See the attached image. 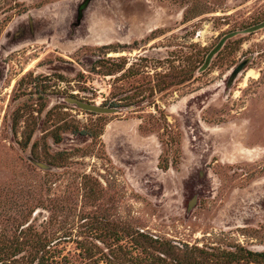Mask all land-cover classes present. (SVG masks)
Returning a JSON list of instances; mask_svg holds the SVG:
<instances>
[{
  "label": "rangeland",
  "instance_id": "obj_1",
  "mask_svg": "<svg viewBox=\"0 0 264 264\" xmlns=\"http://www.w3.org/2000/svg\"><path fill=\"white\" fill-rule=\"evenodd\" d=\"M263 24L264 0H0V264L264 251Z\"/></svg>",
  "mask_w": 264,
  "mask_h": 264
},
{
  "label": "trees",
  "instance_id": "obj_2",
  "mask_svg": "<svg viewBox=\"0 0 264 264\" xmlns=\"http://www.w3.org/2000/svg\"><path fill=\"white\" fill-rule=\"evenodd\" d=\"M160 253L163 256H156L152 264H264V251H253L242 246H234L230 250L197 248L196 258L190 254L192 252L182 250V253H177L173 246L167 244L161 247ZM187 253L193 258L184 256Z\"/></svg>",
  "mask_w": 264,
  "mask_h": 264
},
{
  "label": "water",
  "instance_id": "obj_3",
  "mask_svg": "<svg viewBox=\"0 0 264 264\" xmlns=\"http://www.w3.org/2000/svg\"><path fill=\"white\" fill-rule=\"evenodd\" d=\"M264 25V24H263Z\"/></svg>",
  "mask_w": 264,
  "mask_h": 264
}]
</instances>
